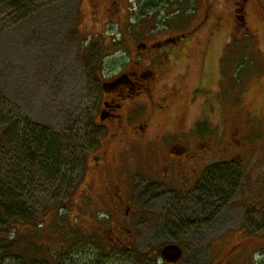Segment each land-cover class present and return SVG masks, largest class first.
Segmentation results:
<instances>
[{"label": "rangeland", "instance_id": "obj_1", "mask_svg": "<svg viewBox=\"0 0 264 264\" xmlns=\"http://www.w3.org/2000/svg\"><path fill=\"white\" fill-rule=\"evenodd\" d=\"M24 1L15 9L0 0V181L28 211L0 209V237L20 239V258L0 264L38 259L37 246L51 256L65 244L73 249L63 260L73 264L97 255L104 264H169L161 254L168 246L182 250L178 264H264V0ZM168 36L174 41L151 50L158 59L139 57L140 45ZM142 62L144 79L128 83L138 112L115 140L117 129L99 121L104 103L118 99L122 115L133 106L104 85ZM35 129L77 138L55 176L23 164L19 143ZM208 140L217 154L208 173L217 167L228 177L216 211L210 203L205 214H171L167 202L150 203L126 224L131 242L126 231L125 239L110 232L107 214H91L108 168L119 184H138L133 175L153 168L155 154L171 144L197 152ZM95 155L105 167L95 168Z\"/></svg>", "mask_w": 264, "mask_h": 264}, {"label": "flooded vegetation", "instance_id": "obj_2", "mask_svg": "<svg viewBox=\"0 0 264 264\" xmlns=\"http://www.w3.org/2000/svg\"><path fill=\"white\" fill-rule=\"evenodd\" d=\"M115 6H117V3H109V7L106 9L107 13L111 14L112 8L116 10ZM109 21V25L117 23L114 19ZM169 41H174V37L168 36L150 45L147 43L140 45L141 51L139 57L144 60L158 59L153 56L155 53H152L151 50L158 48V44ZM142 64L143 66L141 67H137V63L134 64L132 66L133 72H123L118 80L104 85L103 92L105 94L115 95L119 97V99H122V102H127L129 107L133 106L127 109L122 115L118 114V111L123 108V104L115 103V100L118 99L113 98L111 101L104 103L99 121L101 124L110 123L117 129L118 132L110 135V137L114 139L119 137V134L123 133L126 127H129L132 115L134 116L138 112L136 98H134L136 94L133 92L131 93L128 83L131 85L135 84L132 81V77H136L138 81L140 78L144 79L145 74L140 76V73L147 72H143V69L145 70L147 65L145 62H142ZM136 69H139L140 72L135 71ZM150 73L154 75L153 72L150 71ZM138 77L140 78L138 79ZM137 85L144 87V85L139 83ZM107 88L111 91H108ZM119 90H124L122 94H124V92H128V94L122 96L118 94ZM149 99L152 100V97L150 96ZM132 140L137 143L139 138H133ZM132 140L127 139L125 144L129 145V142ZM125 149H127V153L130 152L129 146ZM198 149L197 152H189L188 149L181 146L179 147L178 144H171V146L163 150V152L160 151L161 153L154 155L157 162L154 164L153 168L147 170L141 168L133 175L134 180L137 179V182L141 181V183L138 184H127L128 181L125 182V185L119 184L120 175L111 172L108 168L106 173L103 174L105 184L102 185L101 189L99 188V190H97V197L99 200L96 201V204H94V202L91 203L93 209L91 214H99V216L100 214H107L108 216L105 222L107 223L109 221L110 224H112L110 232H117L122 235V239H125L124 234L126 231L129 233L126 240L127 242H131L132 230L128 228L126 224L134 218L135 214H142V209L145 207L148 208L150 203L167 202V204H170L169 207H171L173 211L171 214H183L188 212L190 214H195V212H193L194 207L197 208V212L205 214L206 208L211 207L210 203L214 204L213 208L216 211V201H218V199L220 201V189L215 192L217 194H215V197H212V193L210 192H207V196H204L206 195V182L211 179L212 174H214L215 179H218V175L221 172V169L217 167L213 172L211 171L208 173L207 171L209 170L208 161L213 160L217 155L214 150V141L208 140L206 144H202V150L200 148ZM96 158L95 168L101 169V167H105L106 163L102 157L96 156ZM217 165L214 164L213 166L215 167ZM138 172L139 175H136ZM135 175L137 176L136 178ZM130 181L128 183H130ZM135 193H137L138 196ZM209 212H211V210ZM115 242L117 241L112 239V242L109 243L110 249H114L115 245L120 246L121 238L118 237L119 244H115ZM129 250H131V248Z\"/></svg>", "mask_w": 264, "mask_h": 264}, {"label": "trees", "instance_id": "obj_3", "mask_svg": "<svg viewBox=\"0 0 264 264\" xmlns=\"http://www.w3.org/2000/svg\"><path fill=\"white\" fill-rule=\"evenodd\" d=\"M24 2H25L24 0H12V5L14 6L15 9H18V8H21L22 3ZM11 129L12 128L10 127L7 128L8 135L11 136V139L12 141H14V143H17L16 136L15 134H12ZM70 134L69 136H65L61 134H55V133H52L44 129H38V130L35 129L32 131H29V134L27 135L28 140L23 141V143H19L22 145L21 151L19 149V152L22 154L21 156L24 157V159L22 160L23 164L28 165L29 167H33V166L35 167V165H37L39 170H41L48 178H49V175L55 176L58 170L60 172V167L62 166L61 163L64 160V153L68 152L69 150H74L77 147L75 146V142L77 138L73 136L72 132H70ZM227 179L228 177L224 170H221L220 174L218 175V179H215L214 174H212L211 179H209L205 184V194L207 192H210L212 193L211 194L212 197H215L217 195L215 192L219 191V189H221L222 186L226 185ZM5 183L6 182L0 181V209L5 211V213H7V211L8 212L17 211L20 213L22 211L23 212L27 211L25 207H23L21 204L18 203L17 194L11 193L10 187L5 186ZM222 192H220V196H222L221 195ZM204 196H207V194ZM20 205L22 206V208ZM58 215L59 214H57V217ZM20 218L22 219L18 221H21L23 223L22 225L24 226L32 225L31 220L26 219L25 221L23 220V217H20ZM34 226L37 232L39 233L43 232L40 229L43 227L42 225L38 224ZM0 236H1V233H0ZM19 241L20 239H17V240L12 239L9 241L7 239H2L0 237V260L8 259L9 257L10 258H14V257L20 258V255H16V253L13 252L14 250L17 251L16 244ZM36 249H37L36 253L39 255V258L32 259L30 261L24 259L23 260L24 264H73L72 261L69 260V257L66 260H63V255L67 253V250L69 249L68 251H70L73 249V247L67 248L66 244L62 246L60 245V248L58 249V251L55 254H51V256H48L50 255L48 254L49 250H46L45 247L37 246ZM131 252H132L131 254L133 258H136L142 262H144V260L146 261L148 258V254L140 255L135 249L131 250ZM94 257H96V260L91 261V264H104L99 259V258H102L100 255H97ZM160 261H161L160 259H157L156 264H159Z\"/></svg>", "mask_w": 264, "mask_h": 264}, {"label": "water", "instance_id": "obj_4", "mask_svg": "<svg viewBox=\"0 0 264 264\" xmlns=\"http://www.w3.org/2000/svg\"><path fill=\"white\" fill-rule=\"evenodd\" d=\"M182 256L183 252L178 246H168L162 250L163 259L171 264L178 263L182 259Z\"/></svg>", "mask_w": 264, "mask_h": 264}, {"label": "clouds", "instance_id": "obj_5", "mask_svg": "<svg viewBox=\"0 0 264 264\" xmlns=\"http://www.w3.org/2000/svg\"><path fill=\"white\" fill-rule=\"evenodd\" d=\"M259 257H257V259H258Z\"/></svg>", "mask_w": 264, "mask_h": 264}]
</instances>
